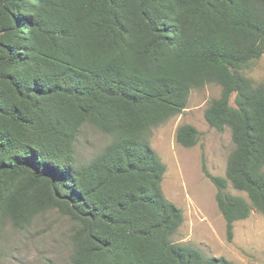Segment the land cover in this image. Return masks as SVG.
Returning a JSON list of instances; mask_svg holds the SVG:
<instances>
[{"label":"trees","instance_id":"trees-1","mask_svg":"<svg viewBox=\"0 0 264 264\" xmlns=\"http://www.w3.org/2000/svg\"><path fill=\"white\" fill-rule=\"evenodd\" d=\"M263 55L264 0H0V221L55 209L76 225L71 264H234L171 242L182 211L148 137L217 85L203 116L233 150L224 177L202 171L228 239L251 210L264 218V84L241 73ZM84 124L110 140L77 164Z\"/></svg>","mask_w":264,"mask_h":264},{"label":"rangeland","instance_id":"rangeland-1","mask_svg":"<svg viewBox=\"0 0 264 264\" xmlns=\"http://www.w3.org/2000/svg\"><path fill=\"white\" fill-rule=\"evenodd\" d=\"M241 73L254 87L264 84V55ZM219 92L215 84L191 90L180 114L150 130L149 144L165 167L162 192L182 211V223L170 240L197 249L205 258L223 257L234 264H264V218L251 210L246 219L234 223L228 239L215 202L216 189L202 171L204 161L208 174L224 177L226 161L233 150L229 129L225 127L218 132L203 116ZM184 124L193 126L199 133L192 147H183L175 140L177 128ZM109 140L93 126L84 124L73 146L77 164L89 162ZM227 191L244 197L230 185ZM75 228L69 218L55 209L36 215L23 227H15L10 220L2 218L0 264H71L70 236Z\"/></svg>","mask_w":264,"mask_h":264}]
</instances>
